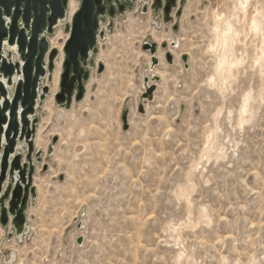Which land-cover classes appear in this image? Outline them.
Returning <instances> with one entry per match:
<instances>
[{
	"label": "rangeland",
	"instance_id": "rangeland-1",
	"mask_svg": "<svg viewBox=\"0 0 264 264\" xmlns=\"http://www.w3.org/2000/svg\"><path fill=\"white\" fill-rule=\"evenodd\" d=\"M179 1L170 20L143 0L103 20L85 97L70 107L56 95L74 17L46 34L63 52L54 48L35 115L36 196L22 234L0 224V264H264V70L249 46L222 85L207 51L220 0ZM145 43L158 45L154 70ZM156 73L140 114L144 79Z\"/></svg>",
	"mask_w": 264,
	"mask_h": 264
},
{
	"label": "water",
	"instance_id": "water-1",
	"mask_svg": "<svg viewBox=\"0 0 264 264\" xmlns=\"http://www.w3.org/2000/svg\"><path fill=\"white\" fill-rule=\"evenodd\" d=\"M68 4L69 0H0V224L2 227L12 224L18 235L26 229L27 206L30 198L36 196L33 179L41 152H36L33 139L38 124L35 115L38 101L41 103L49 93V88L40 82L48 70L53 71L58 53L51 48L46 34L52 33L66 17ZM104 14L102 0H81L64 47L66 60L60 93L56 95L58 104L70 107L73 100L84 99V82L90 77L87 63L92 64V57L98 52L102 34L97 32ZM143 48L150 52L152 66L156 68L160 64L156 56L158 45L145 43ZM166 59L170 64L174 62L170 53ZM182 59L187 69L188 56ZM103 70L101 66L100 72ZM160 80L155 74L151 80L144 79L145 91L138 105L140 114L146 113L144 103L154 101L156 83ZM76 87L78 93L74 96ZM128 119L126 109L122 116L124 131L130 127ZM23 142L27 144L26 161L16 154L18 144ZM16 176L17 182L13 183Z\"/></svg>",
	"mask_w": 264,
	"mask_h": 264
},
{
	"label": "bare ground",
	"instance_id": "bare-ground-1",
	"mask_svg": "<svg viewBox=\"0 0 264 264\" xmlns=\"http://www.w3.org/2000/svg\"><path fill=\"white\" fill-rule=\"evenodd\" d=\"M256 4H257L256 0H220L219 9L212 11L213 18H214V26L212 28L214 40L209 45L207 51L215 55V58H216V65H215L216 72L215 73H216V76L220 78V82L222 85H224L225 83H228L232 78L236 76L239 68L246 61V53L248 51L249 46H252V47L254 46L253 48H255L256 50L255 51L256 58L254 59V62L261 65V67H263L262 69L264 70V11L263 9L260 10V8H258L259 5L256 6ZM77 8H78V4L76 3V1L70 0L68 8H67V14H66L65 20L71 21L74 15L78 11ZM61 24H62V21H60L58 25H61ZM53 39L50 45L51 48H57L59 49V51L63 52L62 51L63 45L62 46L60 45L59 46L60 48H59L56 43V40L53 41ZM174 44H177L176 47H178L179 42H176ZM240 49H241V52H240ZM169 53L172 54V50L171 52L169 51ZM12 58L15 60L16 59L15 55L12 54ZM160 59L162 60V57L159 58V61ZM154 69L155 68H153V66L151 65V70H154ZM57 71H58V67H57ZM59 71H60V68H59ZM155 75L159 76L157 73ZM44 78L40 82V85H43ZM47 78H49V76H47ZM53 79H56V77ZM215 80L216 79L213 77L210 79V82H217V80L216 81ZM57 82H58V79H57ZM249 98L250 97H247L244 106L242 105L243 106V108L241 109L242 110L241 111L242 120H244V117H245L244 115L248 111ZM39 104H40V100L37 103V110H38ZM144 106H145V103H144ZM145 110H146V106H145ZM22 146L24 150L26 149V144L24 142L19 143L17 146L16 153H18V151L21 150L20 148ZM17 178L18 177L16 176L12 179L13 183L17 182ZM15 252L16 250L13 251L12 258H14Z\"/></svg>",
	"mask_w": 264,
	"mask_h": 264
},
{
	"label": "flooded vegetation",
	"instance_id": "flooded-vegetation-1",
	"mask_svg": "<svg viewBox=\"0 0 264 264\" xmlns=\"http://www.w3.org/2000/svg\"><path fill=\"white\" fill-rule=\"evenodd\" d=\"M135 1L136 0H102L103 6L105 8V14L103 15V17L99 21V30L97 33L99 34V32H101L100 28H101V22L103 20H106L107 17L109 19L115 18V16L118 13L125 12V10L128 7L132 6L135 3ZM150 1H152V4H151L152 8L163 11V15H164L165 20L167 19V17H169L170 19L173 18V13H174L173 11L174 10L179 11L180 3H181V1H179V0H148V1H144V2H145V4L146 3L148 4V2H150ZM99 42H100V40H98V44H97L98 49H99V44H100ZM168 51H170V49ZM87 64L89 65L90 61H88ZM77 93H78V88L76 87V92H75L74 96Z\"/></svg>",
	"mask_w": 264,
	"mask_h": 264
},
{
	"label": "built area",
	"instance_id": "built-area-1",
	"mask_svg": "<svg viewBox=\"0 0 264 264\" xmlns=\"http://www.w3.org/2000/svg\"><path fill=\"white\" fill-rule=\"evenodd\" d=\"M100 40V39H99Z\"/></svg>",
	"mask_w": 264,
	"mask_h": 264
}]
</instances>
